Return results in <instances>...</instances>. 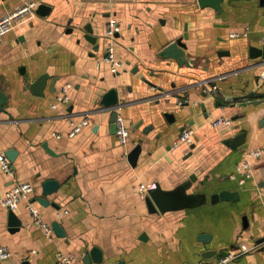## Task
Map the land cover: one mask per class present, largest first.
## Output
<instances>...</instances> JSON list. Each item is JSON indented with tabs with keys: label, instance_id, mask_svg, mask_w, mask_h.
I'll list each match as a JSON object with an SVG mask.
<instances>
[{
	"label": "crops",
	"instance_id": "crops-1",
	"mask_svg": "<svg viewBox=\"0 0 264 264\" xmlns=\"http://www.w3.org/2000/svg\"><path fill=\"white\" fill-rule=\"evenodd\" d=\"M31 1L51 10L32 8L0 43L8 97L0 148L18 152L14 176L0 168V200L14 183L33 182L43 221L58 223L65 236L37 225L27 200L14 210L22 225L10 229V209L0 203V244L12 250L0 264H59L58 251L74 254L73 264H198L242 245L249 250L230 264H264V153L251 159L252 176L238 169L264 146L263 56L251 52L263 47L264 0H223L219 9L199 0H0V17ZM111 19L121 24L117 72L103 60ZM178 38L189 63L163 55ZM68 83L70 101L57 103ZM111 88L119 104L107 108L101 98ZM114 112L130 129L125 144L112 127ZM220 117L231 124L215 125ZM189 127L192 140L178 142ZM46 180L59 187L44 196ZM142 183L179 205L150 212ZM221 192L229 196L216 200ZM95 246L101 262L91 258Z\"/></svg>",
	"mask_w": 264,
	"mask_h": 264
},
{
	"label": "built area",
	"instance_id": "built-area-1",
	"mask_svg": "<svg viewBox=\"0 0 264 264\" xmlns=\"http://www.w3.org/2000/svg\"><path fill=\"white\" fill-rule=\"evenodd\" d=\"M37 6L36 1H31L30 3H26L18 9L11 11L2 17H0V43L4 40L6 34L11 30L13 22L23 16L26 12L31 10L32 8ZM121 31V24L115 20H109L106 29H105V38L107 40L106 51L103 57V60L107 62L111 70L113 72L119 71L121 61L118 59L116 55V38L117 34ZM234 36H239V33H233ZM262 44L264 46V32L262 35ZM261 75L264 78V57L261 61ZM71 84H66L61 93L57 96V103H68L70 101L69 90L71 88ZM212 90L218 88L217 85L212 86ZM182 102V100L180 101ZM57 103L53 104V107H57ZM88 123V119H84L82 122L74 124L73 128L69 131V136L73 137L77 133L81 132L84 125ZM117 129L116 134L118 136L119 141L122 144L128 142L130 136V129L124 119L123 116L118 115L117 120ZM215 125L219 124H231L230 118L220 117L214 121ZM194 133V129L189 127L185 128L179 135L178 142H190L192 140V135ZM264 153V146L261 148H257L255 150H251L248 152L245 161L238 166V169L244 172V176L250 177L252 176L251 171V159L260 157ZM0 168L8 175L14 176L15 171L12 165L11 160L6 155V152L0 148ZM35 186L33 182L25 181V182H16L14 183L10 189L7 191L6 195L0 200L2 206L10 209L16 210L21 204L22 200H27L28 210L37 225H40L47 234L52 235L54 232L53 226L43 221L42 214L38 206H36L31 200V194ZM148 190V186L144 183L140 184L139 191L142 195H144ZM249 248L246 245H242L239 250H228L224 254L220 255L218 258L213 260H201L198 264H230L236 259H238L244 252L248 251ZM12 256V250L8 245L0 244V262L9 259ZM58 263L59 264H73L75 255L72 253H65L63 251H58L57 253Z\"/></svg>",
	"mask_w": 264,
	"mask_h": 264
},
{
	"label": "water",
	"instance_id": "water-1",
	"mask_svg": "<svg viewBox=\"0 0 264 264\" xmlns=\"http://www.w3.org/2000/svg\"><path fill=\"white\" fill-rule=\"evenodd\" d=\"M223 0H199V3L202 6L205 5H210L213 6L217 9H219L221 7V2ZM51 10V6L45 4V3H40L37 6V12L41 15L46 16L49 11ZM86 29L89 31V33L86 35V37L92 41L95 42L96 37L91 34L93 32V28L88 24L86 26ZM185 47L186 44L182 41V38H178L177 40H175L174 42H172L171 44H169L165 50L163 51V55L165 57H173L176 58L180 63H189V60L186 57L185 54ZM251 52L253 53L252 55H262L264 57V46L261 48H258L256 46H253L251 48ZM46 79H47V75H43L42 77L39 78V80L36 82V84L33 87V90L35 93L37 94H42L43 93V88L45 87V83H46ZM7 95L5 94L1 84H0V110L4 111L5 110V104L7 102ZM101 104L104 107L107 108H114L116 106H118L119 104V94H118V90L116 88H111L109 90H107L102 98H101ZM118 117V112H114L112 115V127L113 129H117V124H116V120ZM171 118V116L168 115V118ZM44 147L47 148V150H49L50 152L53 153V150L48 146V143L45 142L44 143ZM140 146H136L134 150L131 151V153L129 154V159L130 161L134 164L136 159H137V155L140 151ZM17 150L15 149H9L6 151V155L9 157V159L11 161L15 160V157L17 156ZM44 187V191L43 194L44 196H47L50 193L56 192L58 190L59 187V182L57 180H46L43 184ZM147 194L145 195V201L148 205L149 211L150 212H157V211H166L167 209L175 206V205H179L178 201L175 199L173 194H167L161 191L160 187L157 185L155 187H151L148 188L147 190ZM229 196L228 192H221L218 194L214 195V198L216 200L220 199V198H227ZM40 202H44L47 203L48 200L45 198L40 197L39 198ZM9 225L11 226L10 229L12 230H17L20 228V226L22 225L21 220L18 218L17 214L15 213L14 210H10V215H9ZM53 227L55 229V231L57 232L58 235L60 236H65V232L63 230V228L61 226H59L58 223H54ZM145 233L141 235V238H145ZM205 236V235H204ZM264 239H262L260 242H263ZM91 258L96 261V262H101L103 259V252L102 250L95 246L93 247V249L90 252ZM121 264H125L124 262H122Z\"/></svg>",
	"mask_w": 264,
	"mask_h": 264
}]
</instances>
